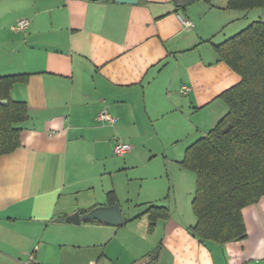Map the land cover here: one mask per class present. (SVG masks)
<instances>
[{"label":"crops","instance_id":"crops-1","mask_svg":"<svg viewBox=\"0 0 264 264\" xmlns=\"http://www.w3.org/2000/svg\"><path fill=\"white\" fill-rule=\"evenodd\" d=\"M227 4L0 0V77H24L9 97L28 111L18 125L20 146L0 156V264H264V197L242 211L247 238L224 245L191 234L194 196L191 211L177 198L158 204L164 188L146 192L142 213L122 210V226L56 222L119 203L118 189L106 191L103 201L97 190L108 173L161 155L149 148L146 128L182 127L176 141L186 134L196 142L228 113L220 95L241 79L215 45L264 22V8L237 11ZM21 20L29 26L14 31ZM183 86L190 90L182 93ZM104 110L116 124L99 119ZM120 141L132 146L123 156L114 154ZM184 157L178 164L186 169ZM151 207L170 213L152 229ZM125 226L133 231L119 237ZM67 246L92 251L70 255Z\"/></svg>","mask_w":264,"mask_h":264},{"label":"trees","instance_id":"trees-1","mask_svg":"<svg viewBox=\"0 0 264 264\" xmlns=\"http://www.w3.org/2000/svg\"><path fill=\"white\" fill-rule=\"evenodd\" d=\"M262 8L264 0L227 4V9L237 11ZM215 51L241 80L220 95L228 113L186 150L181 164L196 176L192 207L197 223L191 234L200 242L224 245L247 238L242 211L264 197V22H253L215 45ZM23 79L0 77V156L21 143L18 125L28 119V111L24 103L13 102L9 92ZM148 213L151 229L170 214L163 207H151Z\"/></svg>","mask_w":264,"mask_h":264},{"label":"rangeland","instance_id":"rangeland-1","mask_svg":"<svg viewBox=\"0 0 264 264\" xmlns=\"http://www.w3.org/2000/svg\"><path fill=\"white\" fill-rule=\"evenodd\" d=\"M182 129V127L146 128V130L149 131L147 140L149 144H152L149 148L162 152L161 155L152 157V155L149 154L150 160L147 162L142 164L138 163L137 166L127 170L108 173L97 190L96 198L103 201L106 191L113 187L118 189V204L121 210L129 216L142 213L146 209L141 205L143 204L142 202H146L148 199V196L146 197L145 195L146 192H151L153 188H164L166 192L161 195L163 197H160L158 204L169 206L174 203L177 198L179 207L180 204L185 205L186 202V209L183 210L191 211L190 202L195 194L196 177L193 172L180 167L178 162L184 157V149L194 143L197 137L193 140V135L190 136L185 134L180 141H176L178 139H175L176 133H178V131H183ZM150 136L152 137L151 140L149 139ZM162 154H166L172 162H165L166 158H164ZM114 157L115 156H113V158ZM125 229L133 231L132 226H127L119 232V237L124 238L125 236H129ZM74 235L75 233L71 234V244L77 243V241L73 239ZM137 237L135 233L134 238L136 239ZM65 249H67L65 251L70 253V255H76L78 251H85L87 253L92 251L73 248L72 246H67ZM99 252H103V249L99 250Z\"/></svg>","mask_w":264,"mask_h":264},{"label":"water","instance_id":"water-1","mask_svg":"<svg viewBox=\"0 0 264 264\" xmlns=\"http://www.w3.org/2000/svg\"><path fill=\"white\" fill-rule=\"evenodd\" d=\"M96 1V0H94ZM118 4L123 5H137L140 0H112ZM175 5L179 8L186 7L196 2L197 0H173ZM1 104H7L6 100L1 101ZM83 221H101L107 225L122 226L126 220L123 216L121 207L119 204H115L110 207H99L87 214L81 215L79 212L69 217H60L56 220L58 223H72L79 225Z\"/></svg>","mask_w":264,"mask_h":264},{"label":"built area","instance_id":"built-area-1","mask_svg":"<svg viewBox=\"0 0 264 264\" xmlns=\"http://www.w3.org/2000/svg\"><path fill=\"white\" fill-rule=\"evenodd\" d=\"M178 18L185 27H188V28L194 27V24L189 19H186L181 15H178ZM28 26H29L28 20H21L16 25H14L12 29L14 31H22V30H25ZM189 90H190L189 87L183 86L181 91L182 93H187ZM99 119L101 121L108 122L111 125H114L117 122V119L113 117L112 115H110L109 113H107V111L105 110L102 111V113H100ZM131 149H132V146L130 144L120 141V142H117V144L114 147V154L117 156H123L126 153L130 152Z\"/></svg>","mask_w":264,"mask_h":264}]
</instances>
